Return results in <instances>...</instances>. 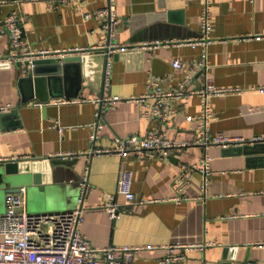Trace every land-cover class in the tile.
<instances>
[{"label":"crops","instance_id":"obj_1","mask_svg":"<svg viewBox=\"0 0 264 264\" xmlns=\"http://www.w3.org/2000/svg\"><path fill=\"white\" fill-rule=\"evenodd\" d=\"M112 1L120 21L115 43L126 50L111 52L110 75H105L103 50L84 54L88 60L81 71L75 62L62 63L56 75L57 66L46 63L36 66V75L25 62L0 67L4 176L31 181L30 189L22 185L27 192L25 209L37 214L78 208L79 183L81 193L87 185L82 235L95 249H143L133 257L134 264H163L167 248L175 246L192 248L177 249L186 258L174 264H264V143L254 141L264 136V0H211L208 36L200 29L205 0ZM109 2L0 0V57L10 51V38L2 31L3 19L12 11L20 16L26 49L102 46L107 36L101 23L84 14L108 7ZM161 11L168 22L156 31L158 41L130 43L132 22L142 24L147 14L160 16ZM203 50L206 72L197 68ZM175 61L181 64L179 70L173 67ZM186 74L192 75L188 85L194 90L201 89L205 79L217 88L240 89L209 99V134L231 139L226 148L195 144L202 108L198 95L187 104L164 101L161 117L151 114L152 99L139 100L147 92L149 77L175 90ZM103 95L122 101L102 109L92 146L89 138L99 105L90 100ZM13 110L17 115L10 114ZM150 131L192 144L144 158L132 152L90 153L113 149L117 139ZM205 155L211 159L206 189L203 172L195 169L184 182L185 199L173 202L175 183ZM121 170L133 172L132 190L139 200L150 202L132 206L114 221L106 206L110 198L123 202L116 190ZM6 196L0 188V215ZM201 244L205 246L198 248Z\"/></svg>","mask_w":264,"mask_h":264},{"label":"built area","instance_id":"obj_2","mask_svg":"<svg viewBox=\"0 0 264 264\" xmlns=\"http://www.w3.org/2000/svg\"><path fill=\"white\" fill-rule=\"evenodd\" d=\"M53 3H65L71 0H48ZM109 5L105 8H100L92 12V14H84V18L91 20L98 19L101 27L106 32V43L99 47L74 49H58L34 51L26 49V42L22 38L23 25L20 21V16L17 11H12L3 19V31L10 38V51L7 56L0 57V60L7 63H28V67L32 70L36 66V61L41 59H54L57 63H64L67 58L83 56L86 53H91L95 50H103L106 54L107 60L105 64V75L111 73L112 60L110 55L113 50L125 51L126 47H120L115 43L116 30L119 26V18L116 15V5L112 0H108ZM211 13V0H205L201 9L200 29L204 36H208L209 22ZM207 40L202 42L205 46ZM207 53L203 50L199 60L197 61V68L201 72H206L207 67ZM173 67L181 68L180 62H174ZM193 77L186 74L180 81L179 86L175 90H166L160 84L157 77H149L146 86L147 92L144 96L139 98L140 101L150 98L153 100V107L151 114L153 116H162L164 101L182 100L185 104L193 96H199L202 102V108L199 114L201 123L198 125V140L195 144H201L204 147L221 145L226 148L232 140L216 134L211 136L209 134V124L212 120V113L209 99L214 96H224L227 94H236L240 92L238 88L221 89L211 84L208 79L204 80L203 87L199 90L189 88L188 83L192 81ZM135 100V99H128ZM127 100V101H128ZM122 101L118 96H107L94 98L90 100L93 104L102 105L103 108L111 107ZM100 112L95 115V131L90 136L91 145L94 146L96 138L98 137V130L100 128ZM254 141L263 142L264 136L254 138ZM192 143L181 141L175 142L170 140L165 135L150 131L147 135L129 136L124 139H117L113 149L99 150L92 149V154H117L126 156L130 152L134 153L140 158L147 155L162 154L167 155L168 151L172 149H181ZM64 156V155H63ZM67 157L75 155H65ZM210 158L204 156L199 166L188 168L182 174V177L175 183V190L177 196L172 199L175 203H180L185 199L181 197L183 194V186L185 180L197 169L203 172L204 180L202 188L206 189L208 177L211 174L209 170ZM117 180V194L122 196V203L112 202L106 206L107 213L110 219L119 218L121 213L126 212L135 205H145L150 201L139 200L132 190L133 172L130 170H121ZM80 202V200H79ZM5 212L0 215V264H134V256L138 254L141 248L138 247H110L95 249L90 242L82 235L80 224L82 222L83 211L80 208L73 210H63L61 212H46V213H31L27 212L26 206V192L25 188L20 190V193H11L6 196ZM205 246L198 245V248ZM192 246H175L167 248V255L162 261L163 264H174L184 261L186 258L182 253H176L177 249H191ZM104 260V263L101 260Z\"/></svg>","mask_w":264,"mask_h":264},{"label":"water","instance_id":"obj_3","mask_svg":"<svg viewBox=\"0 0 264 264\" xmlns=\"http://www.w3.org/2000/svg\"><path fill=\"white\" fill-rule=\"evenodd\" d=\"M161 10H163V8ZM164 12L165 11H161L160 16H153V15L147 14V16H145L146 19L142 21V24H134L132 22L131 29H130L132 38L130 39V43H144L148 41L150 42L158 41V39L156 38L157 37L156 31L161 27V23L166 24L168 22L167 17H165V15L163 14ZM104 59L105 57L103 56V60ZM86 60H88L87 57L76 56V57L67 58L64 63L66 62L78 63L80 71H81V69H83V66L86 64ZM42 63L57 66L55 69L56 72H54V75L59 74L60 73L59 70L62 69L63 67L61 63H57L54 59H41L40 61H36V66ZM8 64L9 63L0 64V67H7ZM24 65L28 66V63L25 62ZM36 66L32 70H29L31 75L37 74L35 72ZM99 112L100 113L102 112V105H99ZM10 114L17 115V110H13ZM62 158L64 159L65 157H62ZM62 164L67 165L68 167H71V164H67L66 162H62ZM3 168H4V164L0 162V188H1L2 193L7 194V195L11 193H20V190L23 188L22 185H26L27 187L29 186L28 187L29 189L31 188L30 187L31 181L29 179L27 180L23 177L15 176V175L14 176H4ZM69 174H70L69 179H73V175L71 173ZM79 186H80V183H79ZM79 186H78V191H79L78 202L80 200V204L78 208L80 209L82 206L83 198L85 197V193L87 192L86 191L87 185H85V188L82 190L83 191L82 193L79 190ZM39 189L41 190V188ZM25 192H26V189H25Z\"/></svg>","mask_w":264,"mask_h":264}]
</instances>
